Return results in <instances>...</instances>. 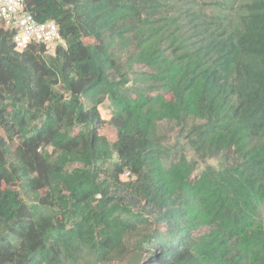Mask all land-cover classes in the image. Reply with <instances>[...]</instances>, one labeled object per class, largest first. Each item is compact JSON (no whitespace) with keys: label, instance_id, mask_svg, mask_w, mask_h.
Here are the masks:
<instances>
[{"label":"trees","instance_id":"16d2710c","mask_svg":"<svg viewBox=\"0 0 264 264\" xmlns=\"http://www.w3.org/2000/svg\"><path fill=\"white\" fill-rule=\"evenodd\" d=\"M27 9L66 47L0 28V264H264V0Z\"/></svg>","mask_w":264,"mask_h":264},{"label":"built area","instance_id":"2783aa9c","mask_svg":"<svg viewBox=\"0 0 264 264\" xmlns=\"http://www.w3.org/2000/svg\"><path fill=\"white\" fill-rule=\"evenodd\" d=\"M0 28L13 33L12 40L18 51L40 45L54 53L58 46L66 47L59 26L37 21L27 9V0H0Z\"/></svg>","mask_w":264,"mask_h":264},{"label":"rangeland","instance_id":"374dc122","mask_svg":"<svg viewBox=\"0 0 264 264\" xmlns=\"http://www.w3.org/2000/svg\"><path fill=\"white\" fill-rule=\"evenodd\" d=\"M89 42L92 43L93 40H90ZM101 115H102V118L105 121V123H102L100 125V132L102 134H104L106 137H108L111 141L116 140L117 135H118V132L115 129V127H113L109 123V121L111 120V112H110V106H109V103L108 102H105L103 104V106L101 107ZM190 155H193V154L190 152ZM206 164H216V161H214V160H211L210 161L209 160V161H207Z\"/></svg>","mask_w":264,"mask_h":264}]
</instances>
